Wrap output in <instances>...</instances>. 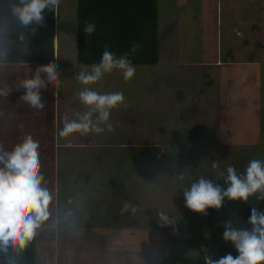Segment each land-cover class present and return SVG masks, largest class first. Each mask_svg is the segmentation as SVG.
<instances>
[{"label": "rangeland", "instance_id": "1", "mask_svg": "<svg viewBox=\"0 0 264 264\" xmlns=\"http://www.w3.org/2000/svg\"><path fill=\"white\" fill-rule=\"evenodd\" d=\"M76 6L77 0H63L56 10V60L61 72L56 119L60 127L65 112L71 115L85 110L77 97L83 85L76 77L82 69L91 67L75 62ZM157 6L158 63L134 66L135 74L127 82L121 71L114 70L90 86L100 93L123 92L129 106L113 110V132L89 134L85 141L79 140L83 136H76L78 144L88 147L68 154L70 165L63 171L69 178L60 203L63 212L71 215L69 222L75 221L79 229L126 223L127 230L135 233V239L123 238L126 245L121 240V246H117L118 237H111L105 249L97 244L100 248L99 253L94 251L95 256H119L120 251L145 259L154 256L159 264H183L181 259L205 264L202 248L206 247L213 259H218L217 251L205 216L185 207L183 192L201 176L226 187L223 179H217L219 172L226 173L231 165L238 174L243 173L252 159L264 160V130L257 134V122L264 121V109L245 102L247 106L233 112L223 110L221 94L244 98L243 93L249 91L250 86L242 84L244 71L239 72L240 81L233 85L230 79L238 75L223 67H205L199 61L204 56V61L213 63L216 54L223 62L228 57L236 62L250 57L256 60L260 55L257 41H264V0H157ZM9 18L0 13V35L29 52L26 31L16 29ZM6 60L1 57L0 62ZM34 73L32 69L29 75ZM57 104L56 97V111ZM23 111L16 109L18 114ZM222 124L226 125L221 139ZM254 134L259 138L255 145L236 143H241L245 135V139L252 140ZM91 139L100 143L94 142L92 147ZM45 158L40 165H44L41 171L47 176L50 154ZM213 161L219 163L218 169L212 168ZM82 167L86 173L94 172L92 176L80 178ZM76 178H83L82 182ZM125 203L137 211L122 212ZM160 212L175 219V224L161 227ZM145 263L152 264V258Z\"/></svg>", "mask_w": 264, "mask_h": 264}, {"label": "clouds", "instance_id": "2", "mask_svg": "<svg viewBox=\"0 0 264 264\" xmlns=\"http://www.w3.org/2000/svg\"><path fill=\"white\" fill-rule=\"evenodd\" d=\"M60 3L61 0H18V3H11L9 7L12 15L24 27L33 24L43 27L46 26L45 10L55 12ZM83 31L91 35L95 31V24L86 22ZM36 32L37 29L33 28L32 33ZM138 47L133 45L131 51L135 52ZM6 54L0 47V56ZM114 70L121 71L126 82L133 78L136 71L127 53L117 57L106 47L99 63L92 64L90 70L82 69L77 75L76 79L83 85L77 97L85 110L71 115L65 112L62 116L63 127L59 130V136L67 140L69 145L71 140L68 138L77 133L87 136L115 130L110 120L113 110L129 106L123 92L100 93L90 87ZM60 74L57 63L38 66L34 75L24 79L17 88L18 91L23 89V102L37 114L43 113L46 102L42 98V90L47 91L48 86L53 85L55 92L59 91ZM0 95L7 96L8 92L0 90ZM39 149V142L31 135L25 136L11 150L0 144V250L23 249L49 218L52 198L48 188L43 186L45 177L41 174ZM212 168L218 169L219 163L213 161ZM217 179H223L226 187L203 176L191 183L183 192L185 207L207 216L210 208L221 210L226 199L246 204H251L250 197L264 201V160L252 159L245 171L239 174L229 165L226 173H218ZM180 180H184L183 175ZM129 210L133 213L137 211L136 207L125 203L121 211ZM158 215L161 227L175 224V219L164 212ZM247 223L251 225L250 228L234 227L231 219L224 221L223 240L231 243L238 255L234 257L228 253L213 259L208 255L207 248L203 247L205 264H264V211L253 205Z\"/></svg>", "mask_w": 264, "mask_h": 264}, {"label": "crops", "instance_id": "3", "mask_svg": "<svg viewBox=\"0 0 264 264\" xmlns=\"http://www.w3.org/2000/svg\"><path fill=\"white\" fill-rule=\"evenodd\" d=\"M62 1L63 0H61V2ZM214 17L216 19L217 15H214ZM215 19L214 22L216 21L217 24V19ZM9 20L16 29L19 28L15 25L11 17ZM56 23H58V21H56L55 11V36L53 49L55 56L54 63L58 64L56 53L59 49V40ZM21 31L24 32L22 29ZM238 33L240 32L236 31V34ZM257 42L258 47L260 46V53L257 54L260 55H258L256 60H253L252 57H250V59L246 58L242 61L237 60L236 62L233 60V57H228L225 62H223L219 60V55L216 54V60L213 63L204 61V56L202 58L203 61H199L200 64L205 65V67H215L217 69L223 67L228 69L227 71L230 74L238 75V78L232 77L230 79L233 85L240 81V76L242 75L239 72L242 69L244 71L242 84L249 85V91L243 93L244 98H239L240 96L237 97L231 93L229 96L221 94L223 103L220 107H222L223 110L233 112L234 109H240L241 106H247V104L264 109V41L260 40ZM200 51L202 52L203 49ZM6 53L8 52L6 51ZM1 57L7 60L0 62V90L8 92V95H0V144H3L7 150H10L20 143L25 136L31 135L32 138L40 144V163H43L42 161L46 160L45 156L49 154L51 159V161L47 162L51 164L46 165L50 170V174L45 176L44 172L41 171V174L45 177V183L43 186L48 188L52 199L49 205V218L47 221L43 222L41 227L37 229L35 233V264H146L145 260L147 258L148 260L152 258V264H159V261L154 256H146L145 259L144 256H126L125 252H123L122 255L120 251L119 256H95L94 251L99 253L98 248H100L97 244H101L103 249H105L104 246L108 240L110 242L111 237H118L117 246H121V240L126 245L127 242H125L124 239L136 238V236L133 235L135 233L132 229L129 231L127 230L126 223L112 226L111 224L109 225V222L106 225L103 223L102 225L85 226L84 228L79 229V226L76 223L75 225L73 224L75 221L72 222L73 220H71V222H69L71 215L68 211L63 212L62 203H60L63 198L62 191L64 190V186H66L65 181H68L67 178H69L67 172L65 173V171H63V168L64 166L70 165V156L68 154L72 153L73 155L74 152H71L72 150L74 151L79 148L86 149L85 147H88V145L78 144L79 138L77 139L76 137L79 135L78 133L68 138L71 140V145L68 144L67 140L59 136V130L62 128L60 125L58 126V121L56 119V114L59 110V98L53 85H49L47 91L42 90V98L46 102V106L44 112L39 115H37L36 112L21 99L23 93H21L22 89L19 91L17 90L19 84L24 79L32 77L29 75V72L31 74L32 69L35 71L38 66L46 64H23L17 58L9 54H6V56H0V59ZM17 72H20V75H16ZM2 74H4V76H2ZM56 97L58 99L57 111ZM234 101L236 103H234ZM245 102L247 104H245ZM243 103L245 105H243ZM16 109H23L24 111L22 114H18ZM47 116H49V120L46 119ZM238 117L239 115H237V118ZM257 124L259 126V129L257 130L259 131L257 132L258 134L261 130H264V121H259ZM225 125L226 124H222L220 125L221 128H219L221 139ZM19 134L22 135L18 136ZM256 135H253L252 140L245 139L248 138L247 135L243 136L241 143L237 141V137L235 138V142L237 141L236 143L242 146H247L249 145L248 143L255 145V143L259 142V138ZM86 137L87 136H83L84 139L79 140L85 141L88 139V137ZM93 140L91 139L92 147H95L94 142L100 143L96 139ZM46 150L50 151L44 156L42 153L46 152ZM42 167H44V165H42L41 168ZM81 170L83 171L81 172L80 178L83 176L90 177L94 173L91 170L86 173L85 168L83 169V167L79 171ZM60 171H62V174L64 175L60 174ZM80 178H76V180L78 179L77 181L82 182L83 178ZM74 180L75 178H73V181ZM78 186L81 187L82 185L79 184ZM68 196L70 197V195ZM69 202L70 199L67 200V203ZM112 227H115V229H112ZM54 229L58 230L55 231ZM129 233H131V235H129ZM75 249H78V251H75ZM87 249L89 250L88 253H86V255L82 254V252Z\"/></svg>", "mask_w": 264, "mask_h": 264}, {"label": "trees", "instance_id": "4", "mask_svg": "<svg viewBox=\"0 0 264 264\" xmlns=\"http://www.w3.org/2000/svg\"><path fill=\"white\" fill-rule=\"evenodd\" d=\"M18 0H0V13L9 15L15 25L26 31L29 38V52L21 51L0 35V47L24 64H49L55 62L53 42L55 36V12L45 10V25H21L11 13L9 5ZM76 48L75 62L79 66L99 63L107 50L117 57L127 53L134 66H154L158 63V6L157 0H77L76 6ZM86 22L95 24L91 35L84 33ZM36 28L37 32L32 33ZM133 45H139L135 52ZM250 203L228 201L217 211L208 209L205 216L211 240L217 251V258L231 253L238 255L235 247L223 240V222L231 219L234 227H248L251 207L264 211V201L250 197ZM253 204V205H252ZM35 235L23 249L0 250V264H35ZM183 264H192L181 259Z\"/></svg>", "mask_w": 264, "mask_h": 264}]
</instances>
